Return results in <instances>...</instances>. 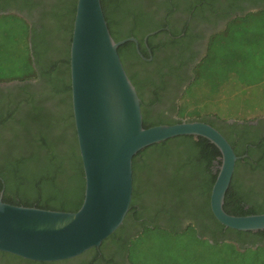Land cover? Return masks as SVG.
I'll list each match as a JSON object with an SVG mask.
<instances>
[{
	"label": "trees",
	"instance_id": "trees-1",
	"mask_svg": "<svg viewBox=\"0 0 264 264\" xmlns=\"http://www.w3.org/2000/svg\"><path fill=\"white\" fill-rule=\"evenodd\" d=\"M18 1L0 0L1 26L7 43L14 46L0 47V85L24 84L40 78L42 91L36 96L27 87H19L23 92L14 98L0 90L2 201L14 206L76 212L82 205L85 187L72 115L69 71L76 0H53L54 4L50 6L57 31L59 18L68 17L69 41L67 47H60L57 56L53 53L51 56L50 47H35V30L31 29L29 40L25 20L7 13L16 9ZM100 2L113 40L120 42L134 38L142 48L144 38L153 32H158L156 36L167 37V42L172 45L188 46L192 39L189 20L197 26L227 21L224 29L209 37L205 56L192 69L190 82L185 81V84L189 83L181 95L184 105L174 111L180 115L181 110L190 104L196 109L212 105L211 109L196 113L197 116L212 114V118L192 120L208 123L217 129L239 157L223 209L233 216L264 214V185L258 191L246 189L237 178L241 174L249 178L257 172L264 181V142L254 148L255 143L246 138L250 123L264 117V94L255 102L252 100L253 92L264 88V0ZM249 9L257 10L249 12ZM180 25L182 30H179ZM153 39V36L148 38L149 47H152ZM183 42L186 44L182 45ZM30 43L31 47H28ZM19 44L23 47H16ZM117 52L123 67L126 54L139 57L133 42L121 45ZM42 60H46L45 64ZM128 77L140 99L143 128L181 122L166 121L160 116L149 119L145 110L152 103L141 98L136 82ZM196 84L203 92L200 102L190 97ZM15 86L14 90L18 88ZM232 99L241 104L240 108L226 112L221 118L217 116L214 109L225 108ZM139 156L149 158L165 169L158 175L147 173L143 179L155 197L164 202L152 204V208L156 206V214L166 216L163 224L156 222L155 216L145 218L149 208H138ZM219 158V150L208 140L191 136L177 137L137 153L132 160L133 189L128 213L122 225L100 247L86 252L93 255L88 264H95L97 259L105 264H115L117 257L125 259L128 264H138L135 259L137 240L146 232L155 231L177 235L190 230L197 242L208 246L230 245L237 254L246 250H264V230L252 233L225 228L211 213L210 192L216 179L215 163ZM172 212L183 214L190 222L186 228L174 224L176 219ZM205 220L210 222L209 226L204 224ZM204 236L207 239H202ZM0 264L83 263L72 260L38 263L0 252Z\"/></svg>",
	"mask_w": 264,
	"mask_h": 264
},
{
	"label": "water",
	"instance_id": "water-1",
	"mask_svg": "<svg viewBox=\"0 0 264 264\" xmlns=\"http://www.w3.org/2000/svg\"><path fill=\"white\" fill-rule=\"evenodd\" d=\"M127 42L137 46L134 38L113 40L100 0H76L69 71L72 115L85 181L83 202L76 212L14 206L2 201V191L0 252L53 263L100 247L128 213L134 156L182 136L204 138L220 152L209 199L217 222L241 232L264 230V214L233 216L223 209L239 157L217 129L196 120L143 128L140 99L117 52Z\"/></svg>",
	"mask_w": 264,
	"mask_h": 264
},
{
	"label": "flooded vegetation",
	"instance_id": "flooded-vegetation-1",
	"mask_svg": "<svg viewBox=\"0 0 264 264\" xmlns=\"http://www.w3.org/2000/svg\"><path fill=\"white\" fill-rule=\"evenodd\" d=\"M16 3V9L14 8L7 13L18 15L25 20L29 27V40H31L32 30H35V47H50L52 50L50 53L51 56H53L52 53L57 56L60 47H67V42L69 41V34L66 30L68 17L64 16L59 18V29L57 31L56 24L54 23L55 21L50 15V6L54 4L53 0H20ZM244 7H246V5H244ZM256 10L257 9H249L248 11L254 12ZM189 21V23H191L189 26L192 39L188 46L179 47L177 45H172L167 42V37L164 35L156 36L158 32H153L155 34L151 35L150 33L146 36V42L143 40V48L140 47L138 42L137 46L135 44L139 57L132 56L131 53L124 56L125 71L134 79L139 87L141 98L148 103H152L145 110V115L149 119L160 116L166 121L174 120V109L177 107L183 90L190 82L192 69L207 52L209 37L219 30L224 29L227 23V21L218 20L213 21L211 24H200V26H197L193 21ZM182 29L183 26L180 25L179 30ZM152 36L154 38L151 42L152 47H149L147 45L148 38ZM181 44L183 45L186 43L183 42ZM28 47H31V43L28 44ZM45 61L46 60H42L44 64ZM185 81L189 82L185 84ZM15 85H18V88L14 90V88L17 87ZM19 87H27L28 91L35 93L37 96L42 91V80L36 78L24 84H3L0 85V90L4 94L9 93L13 95L15 98L23 92H21ZM249 126L251 128L246 130V138L250 142L255 143L254 146H252L255 148V145L260 144L261 141L264 142V117L253 121ZM138 166L140 168L138 208L141 209V206L146 207V209L149 208V212L145 214V218H152V216H155L156 222L163 224L166 216L161 213L156 214L154 209L156 206L152 208V204L158 203V205H161L164 204V202L155 197L154 191L148 188L143 179L147 173L158 175L161 172H165V169L160 168V165L155 161L142 156L138 157ZM237 178L238 183L240 185L242 184L246 189L255 188L254 191H258L261 185H264L262 176L257 172H254L253 176L249 178L242 174ZM171 215L176 219L174 224L179 225L182 229L186 228L190 223L185 220L183 214L180 212H172ZM204 224L209 226L210 222L205 220ZM131 228H129V230H131ZM202 239H207V237L204 236ZM90 254L91 253L87 254L85 252V254L70 259L69 261H80V263L88 264L93 256ZM99 254L102 255L103 252L100 251ZM114 262L115 264H128L125 259L122 260V258L118 257L114 259ZM95 264L105 263L97 259Z\"/></svg>",
	"mask_w": 264,
	"mask_h": 264
},
{
	"label": "rangeland",
	"instance_id": "rangeland-1",
	"mask_svg": "<svg viewBox=\"0 0 264 264\" xmlns=\"http://www.w3.org/2000/svg\"><path fill=\"white\" fill-rule=\"evenodd\" d=\"M1 24L0 22V47H14L7 43L4 27ZM16 47H23V44ZM202 93L199 84L193 85L190 93L191 100L200 102ZM263 94L264 88L254 91L252 100L254 102L259 100ZM235 100H230L225 108L214 109L215 114L221 118L229 112L237 111L241 104ZM182 105L184 102L180 97L177 107L182 108ZM211 106L209 104L206 108L196 109L190 104L181 110L180 115L176 110L173 119L174 121H187L200 117L203 119L212 118V114L196 115L197 112L201 113L211 109ZM135 248L137 250L135 259L138 264H264V250L262 249L257 251L246 250L237 254L230 245L208 246L197 242L190 230L177 235L166 234L161 231L146 232L137 240Z\"/></svg>",
	"mask_w": 264,
	"mask_h": 264
}]
</instances>
